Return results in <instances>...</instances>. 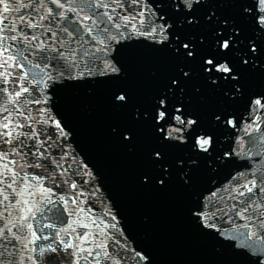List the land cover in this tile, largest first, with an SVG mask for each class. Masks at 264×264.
Masks as SVG:
<instances>
[{"label": "snow or ice", "instance_id": "1", "mask_svg": "<svg viewBox=\"0 0 264 264\" xmlns=\"http://www.w3.org/2000/svg\"><path fill=\"white\" fill-rule=\"evenodd\" d=\"M142 55L170 61L144 101ZM83 85L201 264H264V0H0V264H159L67 107Z\"/></svg>", "mask_w": 264, "mask_h": 264}, {"label": "water", "instance_id": "2", "mask_svg": "<svg viewBox=\"0 0 264 264\" xmlns=\"http://www.w3.org/2000/svg\"><path fill=\"white\" fill-rule=\"evenodd\" d=\"M223 11L226 12L227 9H224ZM143 69L146 70V73L143 72L142 70H141L140 72H137V70H135V69L132 70V77H133V80H134V82H136V83L138 84V90L142 93V94H141V97H140V100H141V101H144V100L146 99L147 94H148V93L153 89V87L155 86V85H150V84L146 83L147 78H148L150 75H152V70L150 69L149 65H145V66L143 67ZM134 73H137V74H145V75L141 76V79H140V78L136 77V76L134 75ZM146 84H147V85H146ZM87 87H89V86H88V85H83V86H80V88H79L78 90H74V91L76 92V94H77L78 96H81V97H88L89 94H88V92H87ZM70 91H71V90H68V91L66 92L65 97H68V96L70 95ZM144 91H146V92H144ZM71 114H72V113H71ZM73 118H74V117H73ZM79 129H80V128H79ZM98 138L101 139L102 136L98 135V136L96 137V139H98ZM145 139H146V138H145ZM100 142L103 144V141H99L98 144H99ZM105 148H109V146L106 145ZM130 156H131V155H130ZM104 159H105V157H104ZM131 162H133V165H132V166L136 167V164H135V162H134L133 159H130L128 163L131 164ZM115 166H116V165H115ZM113 180H114V179H113ZM121 183H122V182H121ZM129 185H134V184H133V179H132L130 176L127 177L126 182H125L123 185H117V186H118V187H117L116 184L112 183L111 186L113 187V189H114V191L116 192V194L118 195V197L120 196V197H122V198L124 199V203H125V205H127V207H129V208H136L135 205L132 206V205L130 204V202H129V197H130V194H131V193H129V192L126 191V189H127V187H128ZM123 188H126V189H125V190H122ZM132 188H133V187H132ZM131 190H133V189H131ZM122 192H123V193L125 192V193H127V194L123 195ZM131 195H132V194H131ZM135 199H136V202H137V203H139L141 200H144L145 203H146V200H147L145 197H144V198H141V197L138 196V195H135ZM149 199H152V201H154V203L152 204L151 202H149V203L147 202V204H148L149 206H148V205H146V206H147V208H149L150 213L153 214V215H158V214L161 213V212H163V213H165V214H167V215H171V214L174 213L173 211L177 212V208H178V200H177V199L169 200V201H163V200H161V199H159V198H157V197H155V196H153V195H151V196L149 197ZM179 254H180V258H179L178 260L181 261V262H180L181 264H195V261H192V262L187 261L186 258H185V254H184V253L179 252ZM177 258H178V255L175 254V253H172V255H170V259H169V262H171L170 264H174V261H175V259H177Z\"/></svg>", "mask_w": 264, "mask_h": 264}]
</instances>
